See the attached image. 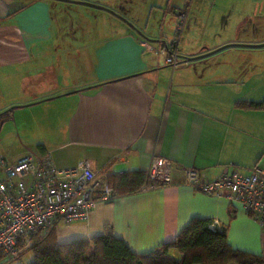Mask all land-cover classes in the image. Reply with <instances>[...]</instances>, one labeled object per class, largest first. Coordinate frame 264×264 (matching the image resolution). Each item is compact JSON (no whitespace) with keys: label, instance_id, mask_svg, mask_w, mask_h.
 Listing matches in <instances>:
<instances>
[{"label":"crops","instance_id":"crops-1","mask_svg":"<svg viewBox=\"0 0 264 264\" xmlns=\"http://www.w3.org/2000/svg\"><path fill=\"white\" fill-rule=\"evenodd\" d=\"M194 3L236 11L241 0H0V115L28 107L22 115L31 118L10 113L20 151L49 156L59 170L87 161L107 179L145 174L155 158L171 163L170 184L98 204L83 222L56 221L57 243L112 234L132 253L149 255L202 220L210 231L224 232L232 249L264 264V234L243 208L195 192L184 180L188 169L209 181L225 166L264 171V111L238 107L264 96L247 98L240 71L205 61L244 46L178 52L207 56L176 68L165 64L160 41L143 47L150 41L139 22L151 24L150 33L163 42L175 36L172 18L184 13L187 21ZM26 155L13 162L3 156L15 164Z\"/></svg>","mask_w":264,"mask_h":264},{"label":"built area","instance_id":"built-area-1","mask_svg":"<svg viewBox=\"0 0 264 264\" xmlns=\"http://www.w3.org/2000/svg\"><path fill=\"white\" fill-rule=\"evenodd\" d=\"M178 16L181 23L185 15ZM143 47L149 48L148 43ZM170 51L165 59L167 65L176 68L188 62V56L176 51L175 42ZM170 170L169 161L152 159L145 171L146 183L139 191H154L170 184ZM184 180L195 192L239 204L264 234V171L259 167L242 174L225 166L212 181L188 169ZM117 197L106 176L97 177L87 161L78 162L72 169L59 170L49 156L29 153L17 163L9 164L0 155V254L16 258L23 250L20 242L34 233L55 221L66 225L83 222L96 205L112 203Z\"/></svg>","mask_w":264,"mask_h":264},{"label":"trees","instance_id":"trees-1","mask_svg":"<svg viewBox=\"0 0 264 264\" xmlns=\"http://www.w3.org/2000/svg\"><path fill=\"white\" fill-rule=\"evenodd\" d=\"M238 107L264 111V100L259 103L239 102ZM37 147L43 151L41 144ZM144 180L145 174L141 172L108 176L109 184L118 196L138 192ZM208 224V221L193 220L172 243L162 245L149 255H137L112 234L59 244L55 238V221L20 242L23 250L16 258H5L0 254V264H13L25 254L31 255L28 264H262L260 257L232 249L225 233L210 231ZM171 251L177 255H169Z\"/></svg>","mask_w":264,"mask_h":264},{"label":"rangeland","instance_id":"rangeland-1","mask_svg":"<svg viewBox=\"0 0 264 264\" xmlns=\"http://www.w3.org/2000/svg\"><path fill=\"white\" fill-rule=\"evenodd\" d=\"M236 6L238 10L235 11L223 9L219 3L207 6L194 3L191 8L192 16L187 21L183 20L184 22L180 23L179 16L176 15L172 18L174 30L176 31L180 27V31L183 28V34H180V36L178 35L179 32H176L173 38L163 39V42L159 36L153 37L150 33L151 24L146 27L145 23L139 22V27L142 31H147L145 38L150 41V43L147 42L150 46H157L159 41L162 43L164 56H166V53L168 55L170 53L165 51V44H169L170 40L177 41L178 49L176 46V51L180 53L190 49L200 50L206 48V45L222 46L227 42L244 46V48L224 49L205 59V61L207 60L208 64L210 63L211 66L220 69L236 68L242 73L240 87H242L244 94L248 96L247 98H251L252 95H254V98H261V96H264V48L253 49L249 47L264 44V0H253L252 2L241 0V4ZM194 15L197 17L195 21ZM158 27L159 25H157ZM28 111V107L16 108L12 113L16 115V120L28 121L31 118L22 115V113ZM12 119V114L0 117V141L2 140V145L6 144L3 148L0 147V151L10 162L29 154L20 151L21 149L14 144L17 136L12 131ZM30 260L31 255L25 254L13 264H28Z\"/></svg>","mask_w":264,"mask_h":264},{"label":"water","instance_id":"water-1","mask_svg":"<svg viewBox=\"0 0 264 264\" xmlns=\"http://www.w3.org/2000/svg\"><path fill=\"white\" fill-rule=\"evenodd\" d=\"M247 47H248V46H247ZM249 48H253V49H255V48H264V44L257 45V46H254V47H249ZM219 50H220V49H219ZM217 51H218V50H217ZM217 51H215V52H217ZM215 52H213V53H215ZM213 53H210V54H213ZM205 56H207V55H204V56H198V57H189L188 62H192V61L198 60V59L203 58V57H205ZM208 56H209V55H208ZM12 110H13V108L7 110V111H6L5 113H3V114L10 115V113H11Z\"/></svg>","mask_w":264,"mask_h":264}]
</instances>
